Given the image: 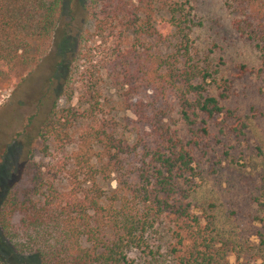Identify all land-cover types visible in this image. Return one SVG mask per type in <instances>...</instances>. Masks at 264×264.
Wrapping results in <instances>:
<instances>
[{
	"label": "trees",
	"instance_id": "16d2710c",
	"mask_svg": "<svg viewBox=\"0 0 264 264\" xmlns=\"http://www.w3.org/2000/svg\"><path fill=\"white\" fill-rule=\"evenodd\" d=\"M225 4L235 31L255 46L264 78V0ZM85 9L80 0H0V81L21 84L52 49L61 60L45 84L52 104H41L22 134L23 162L0 202V236L16 255L36 264H133L131 253L152 264L165 257L170 264H228L213 220L197 216L191 202L194 182L205 172L212 122L234 116L221 103L227 95L207 89L210 65L194 61L190 36L199 24L192 9L168 0H89ZM83 16L93 32L81 34L73 57L60 55L70 47L71 22L79 25ZM96 38L125 46L117 47L96 78L90 76L92 86L80 79L82 91L92 87L85 93L94 100L106 75L116 90L128 88L121 95L123 109L135 121L105 118L97 98L81 115L65 108L77 94L87 47ZM130 90L151 92L148 102L132 103ZM152 91L165 103L173 99L179 119H152ZM86 120L74 153L48 168L36 161L35 144L67 146ZM215 128L224 134L225 122ZM255 151L263 155L259 147ZM158 230L159 243L151 247Z\"/></svg>",
	"mask_w": 264,
	"mask_h": 264
},
{
	"label": "rangeland",
	"instance_id": "374dc122",
	"mask_svg": "<svg viewBox=\"0 0 264 264\" xmlns=\"http://www.w3.org/2000/svg\"><path fill=\"white\" fill-rule=\"evenodd\" d=\"M168 1L192 9L196 23L199 24L190 36L194 61L198 65H210L213 77L207 80V89L216 97L220 94L227 95L221 103L226 111L234 115L233 118L225 115L212 122L213 137L204 144L205 172L200 180L194 182L191 198L193 206L196 207L195 214L204 220L206 217L213 220V228L226 245L228 264H264V78L258 75L260 63L257 50L252 43L241 39L235 31L234 15L227 8L225 0ZM80 2L82 10L85 6L87 8L89 0ZM70 21L67 15V22ZM79 23L71 22L69 42L66 45L70 47H65L60 55L73 57L81 34L85 30L93 32L92 22L89 20L85 23V16ZM118 46L123 47L125 44L113 38L108 42L96 38L89 43L87 48L90 54L85 63L87 69L79 76V83L75 86L76 96L70 106L65 107L72 109V116L76 111L81 115L88 107L92 99L85 92L86 89L91 90L90 86L94 82L90 76L94 74L96 78L97 71L116 53ZM56 52L52 49L33 67L21 84L15 85L9 80L0 81V202L7 192L10 180L20 171L25 150L19 144L24 140L22 134L28 119L40 112L41 104H52L50 95L46 94L45 84L47 78L54 73L57 63L61 61ZM102 78L103 82H100L95 99L92 100L95 103L96 98L99 99L102 105L101 114L105 118L116 116L118 121H135L134 115L123 109L121 95L128 88L118 91L110 85L106 75L102 74ZM80 79H84V85L91 84L90 89L85 87L82 91ZM57 80H60L58 74ZM129 94L132 103L137 99L148 102L151 92L130 90ZM159 97L152 91V103H155L156 109L152 110V119H179L178 108L171 105L173 99L165 103ZM79 102H83L81 106ZM60 105L64 107L63 101ZM155 114L158 115L156 118ZM83 119H88V116ZM221 121L226 125L222 135L215 128ZM88 123L90 121L86 120L73 131L71 136L74 140L67 146L53 145L46 149V144H35L33 147L36 161L48 168L70 156L77 150L80 134ZM231 128H239L241 135L231 133ZM257 147L263 151V155L256 153ZM62 185L66 187V184ZM112 187H115L114 182ZM160 234L161 231L158 230L150 238L151 247L152 241L154 245H158ZM9 247L11 245L0 236V257L4 264H36L29 257L16 255ZM164 247L160 250L163 255L166 254ZM130 260L133 264H152L148 262L150 259L143 258L138 253H131ZM169 262L170 259L165 257L161 264H170Z\"/></svg>",
	"mask_w": 264,
	"mask_h": 264
}]
</instances>
